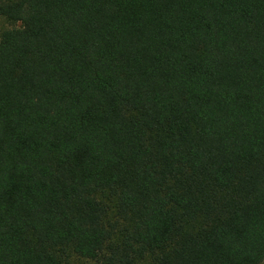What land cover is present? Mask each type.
I'll return each mask as SVG.
<instances>
[{
  "label": "trees",
  "instance_id": "16d2710c",
  "mask_svg": "<svg viewBox=\"0 0 264 264\" xmlns=\"http://www.w3.org/2000/svg\"><path fill=\"white\" fill-rule=\"evenodd\" d=\"M0 19V264H264V0Z\"/></svg>",
  "mask_w": 264,
  "mask_h": 264
},
{
  "label": "rangeland",
  "instance_id": "374dc122",
  "mask_svg": "<svg viewBox=\"0 0 264 264\" xmlns=\"http://www.w3.org/2000/svg\"><path fill=\"white\" fill-rule=\"evenodd\" d=\"M6 27H9V25L0 19V29L6 28ZM73 264H91V263H87V262L79 260V259H74Z\"/></svg>",
  "mask_w": 264,
  "mask_h": 264
}]
</instances>
